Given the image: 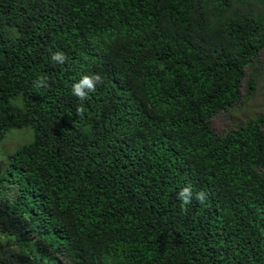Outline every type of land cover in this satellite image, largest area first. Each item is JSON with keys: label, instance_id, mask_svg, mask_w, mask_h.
<instances>
[{"label": "trees", "instance_id": "16d2710c", "mask_svg": "<svg viewBox=\"0 0 264 264\" xmlns=\"http://www.w3.org/2000/svg\"><path fill=\"white\" fill-rule=\"evenodd\" d=\"M262 52L264 0H0V144L34 133L0 165V264H264V110L210 125Z\"/></svg>", "mask_w": 264, "mask_h": 264}, {"label": "rangeland", "instance_id": "374dc122", "mask_svg": "<svg viewBox=\"0 0 264 264\" xmlns=\"http://www.w3.org/2000/svg\"><path fill=\"white\" fill-rule=\"evenodd\" d=\"M247 74H249V71H247ZM259 75V83L255 97L250 103L244 104L245 106L239 109L238 116L235 111L227 109L211 120V129L216 134L224 135L229 131L236 129V125L242 122L241 118L243 116H250V114L259 113L264 110V52L260 55ZM6 136L7 137L2 141L3 143L0 144V165L6 163L5 161L8 154L14 152L18 147L29 144L34 140L32 129L27 127L15 128Z\"/></svg>", "mask_w": 264, "mask_h": 264}, {"label": "clouds", "instance_id": "9594fccd", "mask_svg": "<svg viewBox=\"0 0 264 264\" xmlns=\"http://www.w3.org/2000/svg\"><path fill=\"white\" fill-rule=\"evenodd\" d=\"M51 59L55 62L63 64L66 60V56L62 52H56L53 53ZM101 82V77L99 74L95 75H84L77 83H75L72 87V92L73 94L78 97L81 101L87 99L88 94L90 92H94L96 90V85ZM37 85L39 86H47L46 80L44 77L38 78L36 81ZM77 114L82 116L84 113V108L83 106H78L77 107ZM179 198L182 201V207L186 206L187 204L191 203L192 199V192L189 187H184L180 192H179ZM206 193L204 191H200L199 193L196 194V199L200 202L203 203L205 198H206ZM186 210V208L184 209Z\"/></svg>", "mask_w": 264, "mask_h": 264}]
</instances>
